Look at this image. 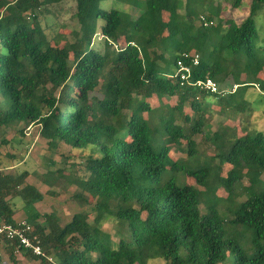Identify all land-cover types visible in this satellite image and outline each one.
<instances>
[{"label": "trees", "instance_id": "trees-1", "mask_svg": "<svg viewBox=\"0 0 264 264\" xmlns=\"http://www.w3.org/2000/svg\"><path fill=\"white\" fill-rule=\"evenodd\" d=\"M63 1L0 0V130L24 136L37 125L51 149L94 146L84 164L51 174L62 179L85 173L84 190L98 200L62 225L58 211L35 209L44 195L27 183L29 172L6 174L0 160V225L17 222L19 208L12 201L20 199L46 256L34 255L18 241L8 243L3 253L14 263L22 254L38 264H147L154 259L264 264V131L251 123L255 110L249 97L256 87L264 97V38L257 24L264 0H252L249 16L230 23L218 39L214 15L181 14L190 0L183 7L179 0H145L141 15L130 23L118 10H102V0H75L79 28L73 41L42 21L49 7ZM227 2L237 9L243 0ZM239 56L245 60L240 73L232 67ZM179 60L192 67L184 83L177 75ZM206 78L218 84V92L196 85ZM216 108L220 120L212 132L205 122ZM202 136L214 147L208 155L213 165L199 163L193 173L202 185L222 183L229 190L235 216L227 221L216 206L201 212L195 202L199 192L191 185L181 187L174 179L160 184L169 166L184 169L172 159L170 145L199 159ZM7 143L4 139L1 145ZM218 160L223 166L214 164ZM225 165L231 168L228 176L209 180L213 166L222 173ZM244 176L252 192L240 202ZM107 213L131 229L134 242H111L113 234L103 231ZM228 222L254 231V254L232 238Z\"/></svg>", "mask_w": 264, "mask_h": 264}, {"label": "rangeland", "instance_id": "rangeland-1", "mask_svg": "<svg viewBox=\"0 0 264 264\" xmlns=\"http://www.w3.org/2000/svg\"><path fill=\"white\" fill-rule=\"evenodd\" d=\"M252 0H243V3L239 8H233V5L229 4L227 0H214L212 5L202 4L198 0H190L189 10H180L184 16L186 14L196 17L198 13L212 14L214 15L213 35L215 39H218L220 34L227 29L228 25L232 22L237 24L243 22L250 14ZM180 5L184 4V0H179ZM4 4L0 3V10L3 9ZM146 5L145 0H102L100 8L102 10L115 9L121 12L125 22L130 23V20H135L139 17ZM185 5V4H184ZM183 7V5H182ZM76 9L75 0H64L59 5L49 7V11L42 18L43 23L46 21L53 31L67 35L69 41H73V33L78 30L79 26L77 20L74 17ZM230 19V21H229ZM258 29L260 30L261 38H264V30L261 31L260 26L264 25V10L257 18ZM67 41V42H69ZM65 44V43H64ZM245 65V60L241 56L232 60V67L237 69L240 73V69ZM261 77L264 78V72L261 73ZM245 76L241 77V81L244 82ZM250 99L253 100L254 110L250 117L251 123L255 124L257 128L264 131V97L260 94L259 88L250 90ZM153 106H157L156 99L151 100ZM176 106V103H173ZM172 104V105H173ZM218 108V107H217ZM216 108V109H217ZM219 109V108H218ZM213 114V117L206 119L205 124L212 131L215 132L218 129L217 121L220 120V112ZM188 108H184L185 113H190ZM181 115V112H179ZM179 115V116H180ZM231 124V123H230ZM238 124V123H236ZM40 127L34 125L25 131L24 136L17 135L13 129L0 130V160L3 163V171L6 174H17L23 171L29 172L27 183L33 184L39 192L44 195L42 201L35 204V209L41 213H51L53 210L58 211L62 218L61 224L64 225L70 221L74 214L81 212L86 208L88 203L97 202V198L91 196L88 192H85L84 176L85 173H72L71 175L60 178L54 176L51 173L56 172L58 169H76L77 165L84 164L94 146H90L86 149H76L65 144H60L57 148L51 149L49 145L41 141L39 137ZM8 140L6 146H2V140ZM199 143L198 154L199 159L195 156L189 158L186 153L180 152L175 146L172 147L171 157L180 166L184 167L181 171H175L168 167L167 171L163 173L160 184L174 179L176 183L183 187L186 184L191 185L197 189V197L195 202L201 212H206L210 206H216L224 219L230 220L235 214L233 200L229 198V190L222 183L205 184L202 185L201 181L194 176V169L199 163H205L207 165H213L210 156L214 152V147L203 138L197 139ZM177 147V146H176ZM10 153H19V158L10 160ZM206 153V154H203ZM209 153V154H208ZM211 153V154H210ZM220 160V159H219ZM216 161L214 164H223L222 161ZM73 165H76L75 167ZM223 166V165H222ZM217 166L212 167V172L209 180L215 181L217 177H226L231 170L229 165H225L222 173H216ZM200 179V178H199ZM66 181H70L71 184H67ZM262 184L264 186V173L262 178ZM242 185L246 188L245 194L240 195L238 201L243 202L247 199L252 192V188L249 182V178L242 179ZM240 190V189H239ZM238 190V191H239ZM82 194L83 198L79 199L76 195ZM12 203L17 204L19 210L16 215V221L26 220V213L21 209L20 199H14ZM107 218L104 220L103 231L113 234L111 242L118 243L123 238L127 242H134L131 236V229L126 227L122 222L117 223L113 216L107 213ZM95 215H92L90 222H93ZM120 225V227H119ZM232 238L243 248V250L249 254H254L253 241L255 240V233L252 229L245 226H236L232 223L225 225ZM119 231L118 235H116ZM16 263L10 258L8 253H3L0 256V264H38L33 261H29L22 254H17ZM147 264H166L162 259L150 260Z\"/></svg>", "mask_w": 264, "mask_h": 264}, {"label": "built area", "instance_id": "built-area-1", "mask_svg": "<svg viewBox=\"0 0 264 264\" xmlns=\"http://www.w3.org/2000/svg\"><path fill=\"white\" fill-rule=\"evenodd\" d=\"M184 57L189 58V55L184 54ZM198 63L199 56L197 55L194 59H192V64L196 66L198 65ZM191 74L192 67L183 60H179L177 75L180 76L183 83L188 81ZM196 85L200 89L212 93H216L219 90L218 84L211 78L199 80ZM13 241H18L21 247H24L26 250L31 251L38 257L46 256L40 239L36 235H32V226L25 220L17 221L12 225H0V256L3 254V250L8 245V243Z\"/></svg>", "mask_w": 264, "mask_h": 264}]
</instances>
